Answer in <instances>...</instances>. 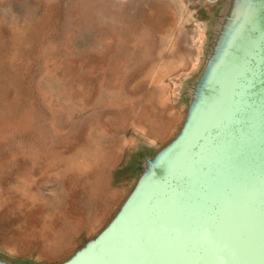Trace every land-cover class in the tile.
I'll return each instance as SVG.
<instances>
[{"label":"rangeland","instance_id":"1","mask_svg":"<svg viewBox=\"0 0 264 264\" xmlns=\"http://www.w3.org/2000/svg\"><path fill=\"white\" fill-rule=\"evenodd\" d=\"M233 0H0V258L97 232L178 129Z\"/></svg>","mask_w":264,"mask_h":264},{"label":"water","instance_id":"2","mask_svg":"<svg viewBox=\"0 0 264 264\" xmlns=\"http://www.w3.org/2000/svg\"><path fill=\"white\" fill-rule=\"evenodd\" d=\"M51 264H264V0L231 2L176 132Z\"/></svg>","mask_w":264,"mask_h":264}]
</instances>
